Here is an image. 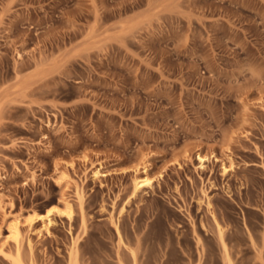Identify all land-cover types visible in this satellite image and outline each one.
Here are the masks:
<instances>
[{
	"label": "rangeland",
	"instance_id": "1",
	"mask_svg": "<svg viewBox=\"0 0 264 264\" xmlns=\"http://www.w3.org/2000/svg\"><path fill=\"white\" fill-rule=\"evenodd\" d=\"M2 247L264 264V0H0Z\"/></svg>",
	"mask_w": 264,
	"mask_h": 264
},
{
	"label": "bare ground",
	"instance_id": "2",
	"mask_svg": "<svg viewBox=\"0 0 264 264\" xmlns=\"http://www.w3.org/2000/svg\"><path fill=\"white\" fill-rule=\"evenodd\" d=\"M60 178L62 179L63 182H67V175L64 171L60 170ZM152 183V178L149 176V175H146L145 177L143 178H140L139 180L136 181L135 183V190H138L139 188L143 187V186H146V185H151ZM63 203L65 205V207L68 209V211H66L67 209H65L66 212H61V214L65 213L66 215H68L69 217H71V214H72V206H71V203L68 201V200H63ZM60 210H62L60 208ZM55 213V210H54V207H51L49 208L46 213L44 214H37L35 215V217H33L29 222L30 224H32L34 221H43L45 224H44V228L49 229V225L53 222V219L51 218V216ZM33 215V216H34ZM32 216V215H31ZM21 219L19 217H16L12 222L11 224L9 225V228H10V233H11V237L12 240H13V243L15 244V246L17 247L18 251H20V247H21V244H22V232H21ZM10 235V234H9ZM221 238H222V231H221ZM29 245H31L29 243ZM223 245H224V249H225V252H227V246L225 244V242L223 241ZM4 248H0V251L4 252L3 251ZM227 255H228V252H227ZM227 262L228 264H232V260L227 256ZM15 262L17 264H23V262L21 261L20 258H18L17 260H15ZM227 264V263H226Z\"/></svg>",
	"mask_w": 264,
	"mask_h": 264
}]
</instances>
